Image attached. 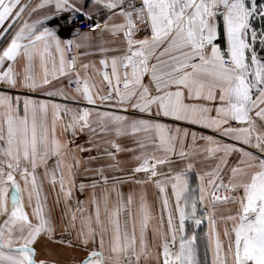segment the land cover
Masks as SVG:
<instances>
[{
  "label": "snow or ice",
  "instance_id": "snow-or-ice-1",
  "mask_svg": "<svg viewBox=\"0 0 264 264\" xmlns=\"http://www.w3.org/2000/svg\"><path fill=\"white\" fill-rule=\"evenodd\" d=\"M0 264H264V0H0Z\"/></svg>",
  "mask_w": 264,
  "mask_h": 264
},
{
  "label": "crops",
  "instance_id": "crops-1",
  "mask_svg": "<svg viewBox=\"0 0 264 264\" xmlns=\"http://www.w3.org/2000/svg\"><path fill=\"white\" fill-rule=\"evenodd\" d=\"M90 59H98V57H90ZM61 103H63L64 101H59ZM207 131V130H205ZM208 134H211L210 132H208ZM121 143L124 144L125 146H131V141L127 138L122 139ZM128 158V154H122L121 159H127ZM166 170V169H164ZM142 176V174H140ZM194 179V178H193ZM195 183V181H194ZM135 187L130 186L128 184H125L122 186V191L127 194L128 191L130 190V188ZM45 191L49 193V206L52 208V212H53V216L55 218H59L61 210H62V205L61 206H56L54 203V194L51 193V190L49 189V187L47 185H45ZM147 193H148V200L150 203H152L153 205V210L156 213V215L160 214V203H159V199H158V192L154 187L149 186L147 189ZM76 197L80 200H84L85 199V195L79 193L78 191L75 193ZM74 203V202H72ZM77 223L79 224V221H77ZM191 224V222H189ZM207 228V224L205 223L204 225L201 226V228L199 229L200 232H203L204 230H206ZM149 236L151 237V234H149ZM64 252H68V250L66 249ZM201 258H203V249L201 248Z\"/></svg>",
  "mask_w": 264,
  "mask_h": 264
},
{
  "label": "rangeland",
  "instance_id": "rangeland-1",
  "mask_svg": "<svg viewBox=\"0 0 264 264\" xmlns=\"http://www.w3.org/2000/svg\"><path fill=\"white\" fill-rule=\"evenodd\" d=\"M73 202H74L73 205H75V201H73ZM65 250L66 249H60L59 250V252H60L59 258L61 260H64V261L71 262V260L73 259V257L82 255V253H80V252H78L76 250H73V249H67L68 252H64Z\"/></svg>",
  "mask_w": 264,
  "mask_h": 264
},
{
  "label": "built area",
  "instance_id": "built-area-1",
  "mask_svg": "<svg viewBox=\"0 0 264 264\" xmlns=\"http://www.w3.org/2000/svg\"><path fill=\"white\" fill-rule=\"evenodd\" d=\"M77 26L80 27L81 29H85L87 27V21H85L82 24H78ZM62 35H63L64 38H68V33L67 32L62 33Z\"/></svg>",
  "mask_w": 264,
  "mask_h": 264
}]
</instances>
